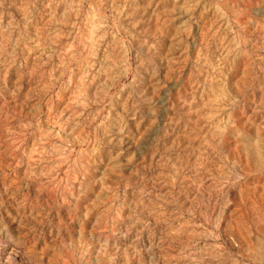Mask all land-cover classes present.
<instances>
[{
  "label": "rangeland",
  "instance_id": "374dc122",
  "mask_svg": "<svg viewBox=\"0 0 264 264\" xmlns=\"http://www.w3.org/2000/svg\"><path fill=\"white\" fill-rule=\"evenodd\" d=\"M0 264H264V0H0Z\"/></svg>",
  "mask_w": 264,
  "mask_h": 264
}]
</instances>
